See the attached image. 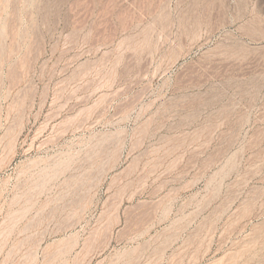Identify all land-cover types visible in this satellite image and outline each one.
<instances>
[{
    "label": "rangeland",
    "instance_id": "374dc122",
    "mask_svg": "<svg viewBox=\"0 0 264 264\" xmlns=\"http://www.w3.org/2000/svg\"><path fill=\"white\" fill-rule=\"evenodd\" d=\"M0 264H264V0H0Z\"/></svg>",
    "mask_w": 264,
    "mask_h": 264
}]
</instances>
